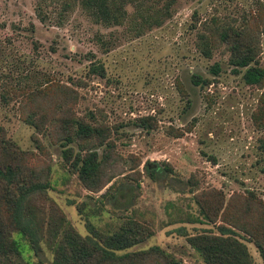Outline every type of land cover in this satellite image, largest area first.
<instances>
[{
  "label": "rangeland",
  "instance_id": "374dc122",
  "mask_svg": "<svg viewBox=\"0 0 264 264\" xmlns=\"http://www.w3.org/2000/svg\"><path fill=\"white\" fill-rule=\"evenodd\" d=\"M120 6L119 20L105 23L78 0H0V161L24 163L48 182L22 203L36 251L12 229L4 231L7 255L15 264H50L63 222L94 237L90 228L108 232L131 219L147 234L118 251L155 244L165 253L142 263L166 256L205 264L185 236L224 223L252 263L263 264L251 237L229 222L264 233V74L248 83L243 67L232 71L218 30H239L254 48L250 63L264 68V0ZM75 116L105 129L101 143L89 142L103 157L97 190L62 158L61 123ZM66 144L70 156L80 148ZM107 187L111 195L101 196Z\"/></svg>",
  "mask_w": 264,
  "mask_h": 264
},
{
  "label": "trees",
  "instance_id": "16d2710c",
  "mask_svg": "<svg viewBox=\"0 0 264 264\" xmlns=\"http://www.w3.org/2000/svg\"><path fill=\"white\" fill-rule=\"evenodd\" d=\"M81 6L92 16L95 21L105 23L116 22L122 14L121 3L124 0H78ZM219 31V38L228 44V62L232 71H239L243 67L241 76L245 82L259 83L264 74V68L250 63L254 60V48L245 39L239 36L240 31L232 27ZM204 54L209 53L208 45L201 46ZM96 67V66H95ZM212 71H217L218 64L210 65ZM191 80L197 82L200 77L191 74ZM264 106V99L263 104ZM61 123L63 131L62 158L72 170H75L80 182L91 190L100 187V164L103 157H98L97 150L89 145L91 139L101 143L105 136V129L101 126L90 124L79 117L65 118ZM76 140L79 149L70 156V146L66 144ZM92 141V140H91ZM105 143H108L105 141ZM258 145L264 151V137L259 139ZM105 155V154H104ZM154 168V162L145 163L144 167ZM264 169V166H262ZM0 204L5 210V223L0 215V264H15L7 255L8 248L4 242V231L15 229L22 234L28 246L35 252L38 246L35 230L22 215L24 198L33 192L47 186L48 182L33 179L32 171L21 162L0 161ZM111 195L108 187L99 194ZM1 206V205H0ZM3 212V213H4ZM238 225L251 238L258 254L264 264V233L255 230L250 224L229 222ZM139 224L131 219L119 222L108 232L90 228L94 237L80 235L68 223H62L53 232L50 241L52 258L50 264H147L142 263L146 256L153 252L164 255V251L153 244L138 250H122L132 243L141 240L147 234L139 230ZM217 232L199 231L185 236L188 244L196 251L205 264H253L245 244L236 238L232 228L224 223L216 224ZM12 241V240H11ZM13 242V241H12ZM163 264H180L173 258L163 257ZM152 264V263H150ZM156 264V263H155Z\"/></svg>",
  "mask_w": 264,
  "mask_h": 264
}]
</instances>
